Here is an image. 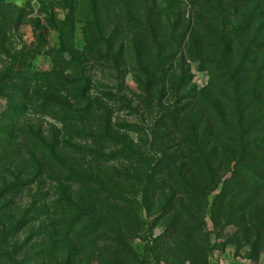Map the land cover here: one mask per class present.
I'll return each mask as SVG.
<instances>
[{
	"label": "rangeland",
	"instance_id": "1",
	"mask_svg": "<svg viewBox=\"0 0 264 264\" xmlns=\"http://www.w3.org/2000/svg\"><path fill=\"white\" fill-rule=\"evenodd\" d=\"M150 1L0 0V264H136L131 255L119 259L114 239L118 224L130 222L133 229L136 212V237L126 239L138 264H264V74H257L264 67V0H251L231 19L235 27L246 22L241 36L260 46L238 94L245 118L259 123L257 148L251 159L245 154L226 168L217 189L193 196L204 208L192 249L175 230L174 211L164 209L170 183H161L162 173L152 176L147 191L139 183L128 190L120 177L133 167L143 172L163 156L158 135L167 128L155 120L171 96L161 100L157 94L168 81V66L160 64L166 73L156 74L160 82L147 108L145 70H156L157 59L147 34L132 30ZM156 3L166 9L170 26L203 14L201 2ZM166 23L158 26L159 41L168 36ZM228 43L235 66L239 47L247 43ZM179 63L173 99L194 122L172 130L175 139L189 140L208 128L220 144L218 157H227L221 150L232 149V125L245 122L232 102L236 94L223 84L217 65L189 54ZM33 93L50 97L58 108L41 111L39 100L28 98ZM126 147L140 157L127 158ZM188 176L208 190L207 172L190 170ZM119 193L132 201L126 207L131 219L118 218L112 195Z\"/></svg>",
	"mask_w": 264,
	"mask_h": 264
},
{
	"label": "trees",
	"instance_id": "2",
	"mask_svg": "<svg viewBox=\"0 0 264 264\" xmlns=\"http://www.w3.org/2000/svg\"><path fill=\"white\" fill-rule=\"evenodd\" d=\"M250 1L251 0H229L228 3L224 5L226 0H188L192 6L201 2L199 7L203 11V14H199L194 21L190 19H180L170 26V17L166 9H162L156 3V0H151V3L143 8V10L147 12L146 17L142 21H136L134 23L135 27L132 29L137 34H141V32L147 34L151 39L150 46L153 48V53H155V58L157 59L155 65L157 67L155 68L156 70L152 72L145 70L147 83L142 86V90L144 91V101L147 104V108L150 107V103L154 102L153 88H156L160 82L156 74H161L160 72L162 71L166 73L164 69L159 71V66H163L160 65L162 63H166L168 66V74H165L168 75V81L157 90V94L161 100H163L164 96L168 97V93H170L171 96L170 98L168 97V99H170L168 106L161 108L160 117L155 120L157 125L164 124L167 128L158 135L159 142L164 144L161 148L163 156L157 159L155 163H151L150 167H148V164L147 169L143 172L140 171V168L136 169L133 167L132 170H127L120 174V177L127 182L125 185L128 190L136 188L138 184L135 183H139L143 188L142 190L147 191L149 190L148 186L151 184L148 183V181L152 182L150 181L152 176L162 173L164 177L161 179V183H170L169 188H167L169 195L164 209L169 212L174 211L172 219L175 230L176 232L184 234L187 240L185 246L189 249H192L190 244L192 243L190 241L192 240V236L195 237V232L200 229V212L202 208H204L202 203H198L197 205L194 204L193 196L196 195L202 198L206 196V192L210 193L217 189L226 168H229L232 162L236 163V161H242V159L245 158L243 155L246 154V157H248L252 149L257 148V145L252 148L253 144L259 141V138L257 139L256 137V134L259 132V123L258 121L253 122L254 117L252 116H247L245 118V107L242 106L238 94L241 95L243 91L241 83L245 77H241L245 75L247 70L252 66L253 55L259 50L260 46L253 45L252 38L241 36V34L245 33L247 30L246 22L238 23L236 27L235 24L237 23L232 25L233 23L231 22L233 16L238 15L242 8H248ZM202 17H205L208 21L204 22ZM248 18L251 19V17ZM163 21L165 23L167 21L168 36L164 40L159 41L157 35L158 26ZM229 26H234V29L230 30ZM136 29H138V31H136ZM179 30H181V32L176 34V31ZM199 34L202 35L200 40L204 43L203 47L200 44ZM252 36L255 37L254 35ZM108 37L112 38L113 36L109 34ZM237 38H241V40H244L247 44L239 47L240 49L237 53L238 63L234 66L229 61V49L231 46H229L228 42H233ZM190 41H192L193 45L192 48L189 49L186 44L183 43H190ZM121 47H124V45L121 44ZM202 51H205L207 55H203ZM118 53H120L119 50L112 55L114 57V62H116L115 60ZM187 54L195 61L200 60L207 62L211 66L217 65L219 69L222 68L224 71L221 75L224 78L223 84L226 87H230L236 94L232 102L236 104L237 111L239 115H241V119H244L245 122L232 125V130L235 132V135L237 134L229 140L231 144H228L232 145V149H227L226 151L221 150L222 153L227 154V157H218L220 144L217 143V139L215 142L214 138H211L212 130L207 131L208 128L207 130L199 128L200 131H196L189 140L182 135H180L178 139H175L174 131L172 130H177L180 123L194 122V120L191 119L193 118L192 114L189 113L188 109L177 107L173 99L176 94V90L173 89L179 87V81H177L179 76H177L176 70H182V65H180L179 62L185 59ZM262 64L264 65V62ZM257 74L259 77L263 75L264 67L260 68ZM26 96L24 90L23 98ZM28 98L39 100L40 103L38 106L41 111L47 110L50 107L58 108L59 106L53 99L45 95L33 93L32 96ZM123 101L125 102L124 99ZM88 107L89 106H86L85 108L87 109ZM69 113L74 114V112ZM155 138H157V135ZM183 147L186 150H183ZM126 149L128 150L126 153L128 156L127 158H132L133 160L140 157V155L130 147H126ZM206 150H210V152L207 153ZM168 152H171V154H168ZM230 155L231 157H229ZM248 158L251 159V157ZM244 166L247 169L250 168L247 164H244ZM190 170H194L198 174H205L207 172V175L211 178V184L208 185L207 191L201 189V187L199 188L196 181L188 176ZM160 188L165 187H150V189L156 190ZM103 190L106 189L103 188ZM107 191L109 190L107 189ZM177 195H181L182 198L176 199ZM183 197H187L189 202L185 201ZM112 200L113 203L116 204L115 207L118 218L123 219V217L126 216L125 219H131L127 216V212L131 211H127L128 209L126 207L128 205L127 203L132 201L128 200L127 196L122 193L112 195ZM132 216L133 229L132 223L130 222L125 225L118 224V227L115 228L114 231V239L116 238L117 245L119 246V251L117 252V255L120 254L119 259L125 262L128 260L129 255H131L133 260L135 259L134 262L138 264L137 255L129 248L128 240L126 239L127 236H129L131 240L136 237L138 231V225H136V223L141 221L137 212ZM111 234L113 235V233ZM9 261L12 262L13 259Z\"/></svg>",
	"mask_w": 264,
	"mask_h": 264
}]
</instances>
